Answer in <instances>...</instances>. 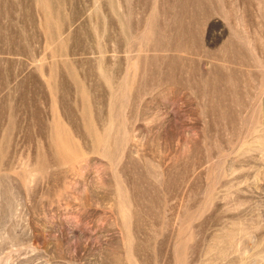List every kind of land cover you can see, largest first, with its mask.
Here are the masks:
<instances>
[{"label": "rangeland", "instance_id": "1", "mask_svg": "<svg viewBox=\"0 0 264 264\" xmlns=\"http://www.w3.org/2000/svg\"><path fill=\"white\" fill-rule=\"evenodd\" d=\"M0 264H264V0H0Z\"/></svg>", "mask_w": 264, "mask_h": 264}]
</instances>
